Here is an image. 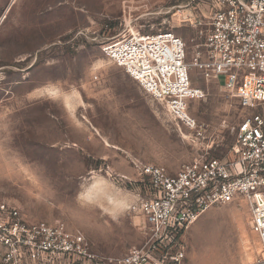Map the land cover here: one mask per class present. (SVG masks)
<instances>
[{"label": "rangeland", "instance_id": "374dc122", "mask_svg": "<svg viewBox=\"0 0 264 264\" xmlns=\"http://www.w3.org/2000/svg\"><path fill=\"white\" fill-rule=\"evenodd\" d=\"M197 2L0 0V203L31 223L66 224L109 258L145 245V222L130 210L146 195L137 165L175 175L200 156L224 158L251 112L193 69L192 84L205 97L189 111L208 128L197 139L164 102L138 94L103 48L171 30L187 42L191 61L195 30L181 23L199 14ZM214 238L226 251L217 260L210 257ZM180 243L186 264H264L246 202L210 208Z\"/></svg>", "mask_w": 264, "mask_h": 264}, {"label": "built area", "instance_id": "2783aa9c", "mask_svg": "<svg viewBox=\"0 0 264 264\" xmlns=\"http://www.w3.org/2000/svg\"><path fill=\"white\" fill-rule=\"evenodd\" d=\"M197 9L181 23L195 30L191 61L187 42L171 30L118 39L103 50L197 139L208 128L189 111L192 100L205 97L192 70L226 86L251 112L235 128L228 156H200L175 175L137 165L146 195L130 210L143 218L147 241L122 258L101 255L62 222L31 223L0 203V264H186L183 233L210 208L239 202L247 203L264 252V0H198Z\"/></svg>", "mask_w": 264, "mask_h": 264}, {"label": "bare ground", "instance_id": "6f19581e", "mask_svg": "<svg viewBox=\"0 0 264 264\" xmlns=\"http://www.w3.org/2000/svg\"><path fill=\"white\" fill-rule=\"evenodd\" d=\"M3 19H4V16L0 19V23H2ZM111 197L112 196H110V200L113 201L114 199H112ZM113 202L115 204H117L118 206H121V207H126L128 205L127 199H123L121 201H115L114 200ZM209 243L211 246L210 247V257H212L213 259H216V260L221 259L223 257L224 252H226V251L219 245L220 244L219 241L214 238Z\"/></svg>", "mask_w": 264, "mask_h": 264}, {"label": "crops", "instance_id": "0c3cea01", "mask_svg": "<svg viewBox=\"0 0 264 264\" xmlns=\"http://www.w3.org/2000/svg\"><path fill=\"white\" fill-rule=\"evenodd\" d=\"M130 86L131 87H134V89L136 90V92L138 94H144V90L143 88L135 81V80H132L131 82H129ZM2 251V248L0 247V252Z\"/></svg>", "mask_w": 264, "mask_h": 264}]
</instances>
